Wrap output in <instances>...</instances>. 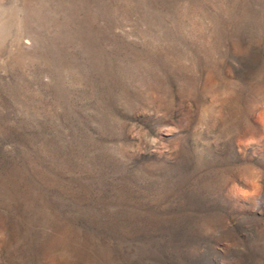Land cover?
Segmentation results:
<instances>
[{"label":"rangeland","instance_id":"1","mask_svg":"<svg viewBox=\"0 0 264 264\" xmlns=\"http://www.w3.org/2000/svg\"><path fill=\"white\" fill-rule=\"evenodd\" d=\"M0 264H264V0H0Z\"/></svg>","mask_w":264,"mask_h":264}]
</instances>
